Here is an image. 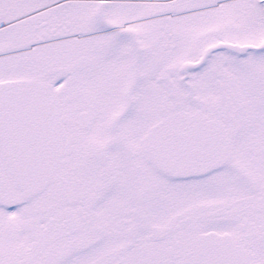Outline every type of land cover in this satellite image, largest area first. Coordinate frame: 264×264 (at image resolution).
Wrapping results in <instances>:
<instances>
[{
  "label": "snow or ice",
  "instance_id": "6c2138e0",
  "mask_svg": "<svg viewBox=\"0 0 264 264\" xmlns=\"http://www.w3.org/2000/svg\"><path fill=\"white\" fill-rule=\"evenodd\" d=\"M0 264H264V0H0Z\"/></svg>",
  "mask_w": 264,
  "mask_h": 264
}]
</instances>
